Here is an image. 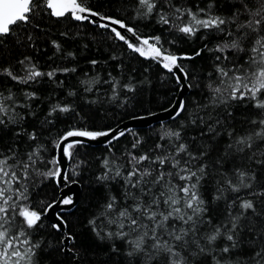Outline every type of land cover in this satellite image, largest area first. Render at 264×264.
Masks as SVG:
<instances>
[{
	"label": "snow or ice",
	"instance_id": "obj_1",
	"mask_svg": "<svg viewBox=\"0 0 264 264\" xmlns=\"http://www.w3.org/2000/svg\"><path fill=\"white\" fill-rule=\"evenodd\" d=\"M228 3V14L219 11L216 0H207L203 7L182 0L121 4L124 10L132 7L133 19L155 18L170 32L185 37L205 33L201 39L207 34L220 37L212 48L204 44L193 56H178L164 48L160 36H142L124 19L96 10L90 0H0V78H4L0 134L7 137L11 132L0 144V264H52L42 261V255L52 253L66 255L73 264L86 258L89 249L78 241L80 233L66 215L75 207V193L38 197L49 180L61 193L70 183L78 184L70 180L61 157L74 162L72 174L79 176L90 161L87 153L80 157L78 148L101 137L108 138L107 154L98 158L101 171L95 183L104 194L85 227L114 253L120 252L117 241L122 242L125 264H264V0ZM53 18L103 28L127 49L160 63L175 77L181 92L200 89L207 95L194 97L191 104L182 98L170 103L164 111L172 123L161 120L156 139L147 148L142 147L144 138L131 128L97 131L71 125L53 135L59 116L75 112L74 103H52L50 95L41 117L39 105L34 106L41 97L29 90L45 78L62 87L64 81H57V74L77 71L59 65L43 71L31 54L47 40L54 49L49 60L58 54L75 60L76 54L66 51L63 42L53 39L51 29L43 26ZM79 35L59 33L65 39ZM205 51L215 55L201 88L198 75L180 61ZM89 63L95 67L100 61ZM117 67L122 69V62ZM122 76V71L120 76L109 72L107 79L85 73L87 79L79 83L86 94L98 92L90 83L110 85V101L119 100L124 92L135 93L146 83L132 76L122 82ZM8 80L21 87L14 91ZM77 95L76 90L67 92L69 97ZM128 99L124 96L121 106ZM87 102L98 103L99 97ZM249 105L254 112L236 114V108L247 110ZM29 118L35 120L31 127ZM126 135L132 136L130 146L118 155L115 144ZM49 145L56 150L54 155ZM206 187L210 200L205 198ZM57 208L56 222L46 224L45 217Z\"/></svg>",
	"mask_w": 264,
	"mask_h": 264
},
{
	"label": "trees",
	"instance_id": "obj_2",
	"mask_svg": "<svg viewBox=\"0 0 264 264\" xmlns=\"http://www.w3.org/2000/svg\"><path fill=\"white\" fill-rule=\"evenodd\" d=\"M197 2L203 7L207 0H182V3L187 5H194ZM216 2L219 11L224 14L230 12L228 0H216ZM90 3L101 13L124 19L130 26L137 27L142 36H160L164 48L169 49L178 56H193L204 44H208L209 48H212L220 39L218 35L213 34H207V39H201V36L205 35V33L200 32L195 37H185L183 34L170 32L166 27L162 28L155 22V18L149 20L133 19L134 12L132 7H127V10L121 7L125 0H90ZM43 26L51 29V37L53 39L63 42L66 51H72L76 54L75 60L71 58L65 59L63 54H58L53 60H49L48 57L53 55L54 49L47 40L41 43L40 51L31 53L43 71L49 70V66L55 67L57 65L75 67L77 69L75 73H68L67 75L57 74L56 80L64 81L62 87H57L56 84L48 82L47 78H45L43 82L29 89L35 90L41 97V100L34 102V106L39 105L37 112L41 117L48 109L49 101L47 98L50 95L52 103L57 100L74 103L75 112L59 116L56 125L52 127L53 135L57 133V130H66L71 125H75L77 128L87 127L89 130H107L131 118L160 112L168 107L170 103H174L179 91L175 77L166 72L159 64L143 60L136 53L131 52L126 45L116 40L110 32L93 26L87 21L80 24L73 20L56 21L54 18ZM61 31H69L73 36L79 32L80 35L76 36L75 39H65L59 36ZM171 41H175V43H170ZM85 44L88 45L87 48L83 47ZM112 55H117L119 59H110ZM214 55L215 53L213 52L205 51L195 59L180 61L186 69H191L192 72L198 75L201 81V88H203L206 73L212 70L211 58ZM92 59H97L100 63L93 67L89 63ZM121 62L123 67L118 69L117 65L121 64ZM121 71L123 72L122 82L132 76L135 81L146 80V83L138 87L135 93H121V98L116 101H110L108 98L111 95L110 85H94L90 83L89 86L98 89V92L94 91L86 94L83 92V85L79 83V81L87 79L85 73L89 77L99 73L103 79H107L109 72L113 76H120ZM3 82L4 78H0V83ZM6 83L14 91L21 87L14 85L10 80ZM69 90H76L78 95L75 97L67 96ZM206 95L207 93H202L200 89H193L185 97V100L191 104L194 97L201 99L202 96ZM124 96H128L129 99L126 104L121 106ZM97 97H99L98 103L90 104L87 102ZM235 111L239 115L246 111L251 114L255 110L249 105L247 110L243 107H238ZM80 117H84V119L81 120ZM169 123L172 122L165 123V125ZM236 123H239V121ZM33 124H35V120L29 118L27 126L31 127ZM158 129H160V125L150 129L134 131L144 138L146 143L142 147L147 148L156 139L155 133ZM10 136L11 132L7 134V137ZM7 137L0 134V144H3ZM131 140V135L122 137L116 142L114 151L119 155L125 145L130 146ZM49 147L51 149L50 155H54L56 150L52 149L51 145ZM78 151L81 158L87 153V159L90 161L87 168H81L79 176L72 174V169L75 167L73 161L69 162L67 171L70 180L78 181L82 188L76 209L71 214H67L70 222L76 225L75 231L80 233L78 241L89 249L88 255L80 260L79 264H125V258L122 255L124 250L122 242L117 241V248L120 249V252L114 253L111 251L109 244L95 240L91 230L85 227L90 215L97 210V202L103 199L104 189L97 186L95 176L101 171L98 158H103L107 154V149L106 147L84 146L78 148ZM113 188L116 194L119 195V188L116 185H113ZM59 192L60 190L56 188L54 182L49 180L43 186L38 198L51 199L59 196ZM204 194L206 199H211L209 188L206 187L204 189ZM45 223L50 224L46 218ZM49 231L52 232L53 230L49 229ZM54 235L59 238L58 233H54ZM247 253L248 249H245L244 254L246 255ZM44 259L52 261V264H57V262L73 264L66 255H56L55 253L42 255V261Z\"/></svg>",
	"mask_w": 264,
	"mask_h": 264
},
{
	"label": "water",
	"instance_id": "obj_3",
	"mask_svg": "<svg viewBox=\"0 0 264 264\" xmlns=\"http://www.w3.org/2000/svg\"><path fill=\"white\" fill-rule=\"evenodd\" d=\"M99 23H105V21H99ZM91 25H93V24H91ZM93 26H95V25H93ZM100 29H103V28H100ZM103 30H105V29H103ZM119 42H121V41H119ZM121 43H123V42H121ZM136 54L139 56L138 53H136ZM139 57H141V56H139ZM141 58L143 60H146V61L155 62L156 64H159L162 67V65L160 63H158V62H156V61H154L152 59H147V58H144V57H141ZM164 70L166 72H168L166 69H164ZM170 74H172V73H170ZM177 74H179V73H177ZM189 93H190V91L187 90V89H185L183 92H181L180 89H179L176 99L177 98L185 99V97ZM176 99H175V101H176ZM141 117H143V119H140L139 117H135V118L126 120V121L118 124L114 128H118V129L131 128L133 130L150 129V128H154V127L160 125V121L161 120H163L164 123L170 122L169 121V113L165 112L164 110H162L160 112H156V113L150 114V115L141 116ZM106 139H108V138L101 137V138H99L96 141H87L86 146H89V147H105L104 141ZM69 162L70 161L64 160L63 157H61V164H62V166H63L65 171H68ZM81 192H82V188H81V185L79 183L78 184L70 183L69 186H67L66 188L63 189V193L59 192V196L60 195H71V194L75 193V207L72 209L71 213L76 209V207H77V205L79 203V200H80V197H81ZM58 210H59L58 208L54 209L53 212H50L49 215L47 217H45L48 220L49 223L56 222L55 221L54 212L58 211ZM71 213H66V215L67 214H71Z\"/></svg>",
	"mask_w": 264,
	"mask_h": 264
},
{
	"label": "bare ground",
	"instance_id": "obj_4",
	"mask_svg": "<svg viewBox=\"0 0 264 264\" xmlns=\"http://www.w3.org/2000/svg\"><path fill=\"white\" fill-rule=\"evenodd\" d=\"M153 114V113H152ZM150 115V114H149ZM146 116V115H145ZM141 117V116H140ZM135 118V117H134ZM132 119V118H131ZM168 123V122H167Z\"/></svg>",
	"mask_w": 264,
	"mask_h": 264
}]
</instances>
